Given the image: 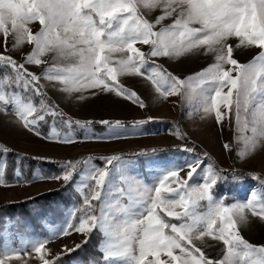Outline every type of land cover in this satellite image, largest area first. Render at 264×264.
<instances>
[{"label": "snow or ice", "instance_id": "1", "mask_svg": "<svg viewBox=\"0 0 264 264\" xmlns=\"http://www.w3.org/2000/svg\"><path fill=\"white\" fill-rule=\"evenodd\" d=\"M0 48V114H11L14 127L42 141L65 147L148 135L144 126L155 117L76 119L49 96V89L78 101L108 96L146 110L149 105L121 80L131 76L150 82L164 100L176 97L174 104L194 105L203 118L233 127L223 148L235 149L238 158L264 151V0H0ZM25 48L18 59L14 54ZM237 49L255 54L242 63ZM196 54L211 62L183 78L157 62ZM97 124L105 134L95 133ZM13 151L0 143V187L56 181L79 202L62 222L46 223L43 234L12 233L19 224L12 218L0 224L11 241H0V264H66L93 239L94 252L75 264H264V243L243 234L251 217L264 222V191L232 203L216 194L221 184L249 178L264 190V169H222L208 152L197 155L186 143L173 151L191 159H162L158 153L167 150L159 149L135 154L145 160L89 155L51 160L60 164L58 174L27 179L18 163L10 177L7 156ZM74 235L83 238L59 251L52 247ZM208 238L209 247L220 246L218 257L203 246Z\"/></svg>", "mask_w": 264, "mask_h": 264}, {"label": "rangeland", "instance_id": "2", "mask_svg": "<svg viewBox=\"0 0 264 264\" xmlns=\"http://www.w3.org/2000/svg\"><path fill=\"white\" fill-rule=\"evenodd\" d=\"M156 14L152 13L151 15ZM232 43L235 45L236 41H232ZM28 50V48H25L23 53L14 55L19 59ZM143 50L147 51V46H143ZM0 51H3V49L0 48ZM254 54L255 49H237L234 53L235 57L242 63L250 61ZM157 62L183 78L207 66L211 62V57L196 54L180 61L160 58ZM32 70L40 71V69L35 67ZM121 80L126 86L137 91L145 103L149 105L148 109L141 110L131 102L108 96L78 101L74 96L68 97L55 89H49V96L60 105L64 112L76 119H120L131 121L148 116L155 117L154 122L144 126V130L149 133L148 135H129L115 141L80 142L75 146L61 147L54 143L42 141L31 133L14 127L10 121L15 117L11 114H0V143L12 148L17 154H26L23 158L18 157L17 154H8L10 177L14 165L17 163L20 166L23 177L33 179L34 174L47 175L48 173L50 175L60 172L59 163L58 166H55L56 163H52L50 165L52 166V171H49L50 166L44 167L37 160L51 163L49 162L51 160L62 162L67 159H78L89 155L107 156L120 153H124L133 160H145L147 159L146 157L135 155L145 149L167 150L158 153L162 159L172 156L181 159H191L192 154L173 151L183 142V139L176 135L177 131L186 134L189 141L197 144L204 152H208L219 168L234 169L239 172H260L264 169V151L258 150L252 159L245 160L237 157L235 149L229 152L223 148L224 143L233 139V127H221L213 118H203L202 113L195 110L194 105H184L179 102L174 104L172 101L176 100V97L164 100L155 92L154 86L142 77L126 76L121 77ZM168 120L177 121V125ZM105 132L106 129L103 134ZM77 134L82 136L83 131L77 129L75 135ZM36 157H44L46 159H36ZM260 184V181L250 178L239 183H224L217 187L216 194L218 197L227 198L229 203L244 202L249 198L252 191L255 190L258 194L264 191L261 189ZM59 188H61L60 183L46 180H34L30 185L20 184L9 189L0 187V205L7 203H13L14 205L0 210V224L12 218L14 222L19 221L17 226L11 228L10 231L12 233L17 231H19L20 235L33 232L35 234L46 233V223L55 225L62 222L64 213L74 203H78L79 198L75 196L72 189L64 188L55 195L46 196L43 200L32 202L28 205H24L22 202L29 197L33 198L42 193L53 192L49 191V189L57 190ZM243 234L250 242L264 243V222L251 217L250 224L243 230ZM82 238L74 235L71 239L65 238L52 245V247L59 251L63 243L72 244L73 241L79 243ZM13 239L18 243L20 236H15ZM0 241L11 242L9 237L3 232H0ZM209 241L210 238L204 242L203 246L210 256L218 257L221 254L220 246L213 242V246L209 247ZM96 243V240L93 239L83 251H78L67 257L66 264H75L78 259H86L88 255L94 252Z\"/></svg>", "mask_w": 264, "mask_h": 264}, {"label": "trees", "instance_id": "3", "mask_svg": "<svg viewBox=\"0 0 264 264\" xmlns=\"http://www.w3.org/2000/svg\"><path fill=\"white\" fill-rule=\"evenodd\" d=\"M168 121H169V122H172L171 120H168ZM172 123H174V124L177 125V121H174V122H172ZM94 128H95L94 130L96 131V134H99V135H102L103 132H104V130H105V127L102 126V125H99V124L95 125ZM42 131L47 132V131H48V128L45 126L44 128H42ZM182 133H183V132H182ZM80 134H81V133H80ZM80 134H77V136H78V137H81ZM186 143L188 144L189 147H192V146H195V147H196V149H197L196 154L200 155V154H202V153L204 152V151H203V150H202L197 144H194V143H192L191 141H189V140H188V137H187V140L183 139L182 144L179 145L178 147H183V145H185ZM7 147H8V146H7ZM145 150H146V149H145ZM11 154H17V152L14 150L13 152H11ZM37 161H38L39 163H41L42 166H44V167H45V166H50V165H52V163H48V162H45V161H39V160H37ZM53 165H54V164H53ZM56 165L58 166L59 164L56 163L55 166H56ZM51 168H52V166H50V168H49L48 170H49V171H52ZM227 170H228V169H227ZM237 172H239V171H237ZM244 173H248V172H244ZM47 175H48V173H47ZM61 189H64V188H59V189H57V190H55V191H53V192L42 193V194H40V195H38V196L33 197V200H32V201H28V199H27V200L23 201L22 203H23L24 205H28V204H30V203H32V202H36V201L43 200L46 196H49V195H55V194L59 193ZM12 206H14L13 203H7V204H5V205H0V210H3V209H5V208H10V207H12Z\"/></svg>", "mask_w": 264, "mask_h": 264}, {"label": "crops", "instance_id": "4", "mask_svg": "<svg viewBox=\"0 0 264 264\" xmlns=\"http://www.w3.org/2000/svg\"><path fill=\"white\" fill-rule=\"evenodd\" d=\"M98 121V120H97Z\"/></svg>", "mask_w": 264, "mask_h": 264}]
</instances>
